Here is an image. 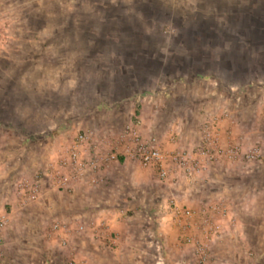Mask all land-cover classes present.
Masks as SVG:
<instances>
[{
	"label": "rangeland",
	"instance_id": "1",
	"mask_svg": "<svg viewBox=\"0 0 264 264\" xmlns=\"http://www.w3.org/2000/svg\"><path fill=\"white\" fill-rule=\"evenodd\" d=\"M127 127L200 174L121 159L15 198L80 134L90 158ZM0 215V264H264V0H0Z\"/></svg>",
	"mask_w": 264,
	"mask_h": 264
},
{
	"label": "built area",
	"instance_id": "2",
	"mask_svg": "<svg viewBox=\"0 0 264 264\" xmlns=\"http://www.w3.org/2000/svg\"><path fill=\"white\" fill-rule=\"evenodd\" d=\"M205 141L212 145L215 151V155L221 159H228L229 161H236L242 157V151L239 145L227 142V144L222 147H217V138L211 137L210 133L205 131ZM91 133H83L76 137L75 142L71 145V148L67 150L66 156H61L59 162L50 165V171L37 173L31 179H23L17 183L14 187V196L18 199L21 205H29L31 203L37 202L42 195V180L53 176L57 178V183L60 188H64L67 185L68 179L63 176V170L70 169L71 173L74 174V178L82 176L85 172H92L97 170L101 165L119 162L121 159L133 160L137 162L140 166L146 168H152L156 170L158 177L164 179L167 175L166 170V159H169L171 163L181 168L189 177L198 176L200 174V169L197 166L191 165L189 161V155L178 151L173 153L171 156H166L161 149L158 140L155 137L144 138L138 132H136L132 127H127L124 133L119 137L120 143H122L121 151L109 152L108 154H94V156L88 158L83 154V148L89 145L91 142ZM205 154V152L203 153ZM247 158H251V155H247ZM92 182H95L92 180ZM174 207V214L176 216H183L186 220L192 219L193 214L190 211H182L176 203H172ZM214 210H219V207L214 206ZM125 212L119 210L117 215L123 216ZM100 223V222H99ZM98 223L96 228H92V231H96L100 225L105 230L110 229L109 222ZM8 219L5 215H0V245L4 242L3 231L7 227ZM58 226H55L57 228ZM84 226L80 225L77 227L78 232L84 231ZM201 232L204 234V238L207 241L212 239L211 232L214 231L213 225H208L207 223L200 227ZM211 231V232H210ZM193 238V237H191ZM191 238H187L190 241ZM113 245L116 243L114 239L110 240ZM206 245H200L198 250L203 253ZM206 250V249H205Z\"/></svg>",
	"mask_w": 264,
	"mask_h": 264
}]
</instances>
